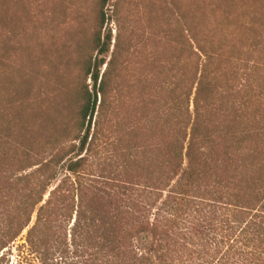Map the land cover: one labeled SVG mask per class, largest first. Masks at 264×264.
<instances>
[{"label": "trees", "instance_id": "16d2710c", "mask_svg": "<svg viewBox=\"0 0 264 264\" xmlns=\"http://www.w3.org/2000/svg\"><path fill=\"white\" fill-rule=\"evenodd\" d=\"M108 1L67 143L41 162L10 153L28 141L0 111V254L25 233L27 264H264V36H249L262 23L187 21L131 91L102 33Z\"/></svg>", "mask_w": 264, "mask_h": 264}, {"label": "rangeland", "instance_id": "374dc122", "mask_svg": "<svg viewBox=\"0 0 264 264\" xmlns=\"http://www.w3.org/2000/svg\"><path fill=\"white\" fill-rule=\"evenodd\" d=\"M99 5L100 0H8L5 25L0 23L1 56L3 42L7 48L0 64V111L5 121H13L11 127H23L19 138L28 141L23 148L7 147L10 153L33 154L35 162H41L53 151L54 141L57 146L67 143L78 90L82 85L91 89L84 64L95 55L91 42L100 30ZM104 12L102 33H111V53L123 49L120 64L127 61L129 68L124 86L131 91L143 59L149 60L155 50L162 58L169 55L168 44L177 34L186 37L184 25L189 20L206 27L224 22L259 28L262 23L264 29V0H109ZM223 12L229 20L221 16ZM249 36L264 33L257 30ZM132 106L125 108L126 114ZM24 240L25 233L15 247ZM15 247L0 254V264H27Z\"/></svg>", "mask_w": 264, "mask_h": 264}]
</instances>
